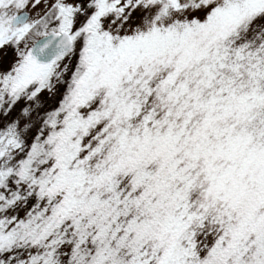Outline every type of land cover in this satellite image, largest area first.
I'll return each mask as SVG.
<instances>
[{"label":"snow or ice","instance_id":"snow-or-ice-1","mask_svg":"<svg viewBox=\"0 0 264 264\" xmlns=\"http://www.w3.org/2000/svg\"><path fill=\"white\" fill-rule=\"evenodd\" d=\"M0 264H264V0H0Z\"/></svg>","mask_w":264,"mask_h":264}]
</instances>
